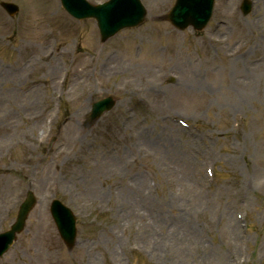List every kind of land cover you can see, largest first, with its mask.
Segmentation results:
<instances>
[{"label": "rangeland", "instance_id": "rangeland-1", "mask_svg": "<svg viewBox=\"0 0 264 264\" xmlns=\"http://www.w3.org/2000/svg\"><path fill=\"white\" fill-rule=\"evenodd\" d=\"M0 1L21 7L15 17L0 7V190L8 187L0 194V232L28 190L37 197L0 264H264V42L244 33L264 25V0H254L247 17L242 0H216L200 32L164 20L175 0H142L146 22L105 43L94 20L73 19L60 0ZM55 49L64 53L59 63L78 72L93 55L92 80L71 87L73 79L61 83L64 71L47 76L46 50ZM141 72L154 81L145 83ZM180 75L201 82L212 102L189 82L177 84ZM137 87L147 96L165 92L145 101ZM229 89L245 94L237 113L226 110ZM107 95L116 107L91 121V103ZM170 114L190 128L168 126ZM81 128L86 147L70 152ZM186 140L187 164L171 150ZM53 198L76 214L72 249L50 215ZM231 221L239 224L234 237Z\"/></svg>", "mask_w": 264, "mask_h": 264}, {"label": "bare ground", "instance_id": "bare-ground-1", "mask_svg": "<svg viewBox=\"0 0 264 264\" xmlns=\"http://www.w3.org/2000/svg\"><path fill=\"white\" fill-rule=\"evenodd\" d=\"M260 19L262 20V21H264V13H263V15L260 17ZM244 33H245V37L246 38H248V39H250V37L252 36V35H256L262 42H264V25L263 24H259V25H255V24H250V25H248V27L244 30ZM210 41H215V43H217L218 44V46H221V44L224 42V40L223 39H213V38H211V39H209ZM246 40V39H245ZM243 46H244V43H241L240 44V48L241 49H243ZM240 52H242V50L240 51ZM64 53L63 52H61L59 49H57L56 51L55 50H53V51H50V50H46V59H50V60H48V63H46L45 65H44V68H45V70H44V72H45V74L47 75V76H50V77H52V78H56L57 76V79L59 78V76H60V74H61V71H62V65H60V63H59V61L57 60V56H59V55H63ZM106 60V62H105V64H111V63H113V61H111V59H105ZM234 60V59H233ZM238 60H240L239 58H238ZM98 66V63L97 62H95V58H94V56L93 55H91L90 56V58H89V60H88V64H87V68H82L79 72L76 70V69H74L73 71L69 68V70H68V77H67V79H66V81H65V84L69 81V80H71V79H73V80H71L70 82H69V85L71 86V87H75L76 85H81V84H88V82H89V80H92V69H94V68H96ZM92 67V69H90ZM148 69H150L149 67H148ZM168 71V69L167 70H165V72H167ZM8 72V71H7ZM18 72H22V71H20V70H18ZM147 73V70L145 71V74ZM195 75V73H191V77L192 78H194V79H199V77L198 76H192V75ZM137 76H139V77H141V79L146 83V82H153L154 80L153 79H151L148 75H143L142 74V72H141V74H136ZM74 76H76V77H74ZM184 77V78H183ZM183 77L180 75V77H179V79H178V82H177V84L180 82V83H185V84H187L188 82V84H189V86L191 87V89H194L195 87H193V86H196L198 89H199V91L202 93V96L204 97V98H206V100L208 101V102H212L211 100V94L210 93H208V92H205L204 90H203V85L201 84V82H190V81H192V80H190L189 78V76H187V75H183ZM161 78V77H160ZM48 81H49V79H48ZM55 84H56V81L54 82ZM135 89V88H134ZM232 89H234V88H232ZM136 90V89H135ZM162 90V92L161 91H159V90H157V89H151L150 90V93H151V95H149V96H147V94H144V88H139V87H137V90L136 91H138V92H140V94L142 95V96H140V95H138V96H140L141 98H145V101H148V99L149 100H153V101H155V102H157L158 100H160L161 98H162V96H163V92H165V89L164 88H162L161 89ZM170 89L168 88V91H169ZM92 91H94V90H92ZM231 91H233V90H231V89H229L228 91H227V94H228V96H229V98H228V101L226 102L227 104H226V107H228L226 110H227V112L228 111H234L235 113H237L238 112V110H237V105H245V103L247 102L246 101V97H244V95L245 94H239V93H233V92H231ZM97 92V89H95V91H94V93H96ZM230 92H231V94H230ZM55 95V93L53 92L52 93V96H54ZM134 96H136V93L134 94ZM53 98V97H52ZM219 98L223 101L224 100V98L222 97V96H219ZM46 99H47V95H46V97H45V101H46ZM85 102H83V104H84ZM231 104H233V105H231ZM30 105H32L33 106V103L32 104H30ZM35 106L36 107H38L39 106V104H38V101H37V99H36V101H35ZM234 113V114H235ZM170 122L171 123H168V126H170V127H172V128H175L177 131H180V132H183L182 130V128L176 123V121H175V118H174V114H170ZM50 117V113H49V111L44 115V118H43V120H44V122H43V124H46L48 121H47V119ZM35 128V127H34ZM79 131L81 132V134L79 135ZM78 131V134H76V136L74 137V138H72L71 140H69V142H68V144L70 143L71 144V146L68 148V150L70 151V152H73L74 150H78L79 149V151L78 152H80L81 150H82V147L84 148V147H86L85 146V144H84V142H83V140H82V138H81V136L83 137V139H85V138H87L88 137V134L81 128L80 130ZM167 137L169 136V135H166ZM192 140V143L193 144H195V145H197L198 146V143L196 142V140L195 139H191ZM37 141L39 142V139H37ZM37 142V143H38ZM190 144H191V142L189 141V140H186V144L185 143H183V144H179V143H177V145H176V150L175 149H171V150H173L172 152H173V154L172 155H176V156H178V160L179 161H186L187 160V158L188 157H191V153L190 152H188V151H186L185 150V147L187 146V145H189L190 146ZM155 145V144H154ZM156 146V145H155ZM189 149V148H188ZM166 155V154H165ZM168 155V154H167ZM101 163H104V161H102ZM185 164H187L186 162H185ZM144 179L142 178V177H140V176H138L137 177V182L135 183V192H139L140 194L142 193V191H143V188H144ZM7 189H8V187H5L4 186V188L2 189V190H0V194H4L5 193V191H7ZM159 215H154V217L152 218V220L154 221V222H157V217H158ZM158 223V222H157ZM238 226H239V224H238V222H233V221H231L230 222V226L228 227V229H229V231H230V235L231 236H233L234 237V235H235V231L237 230V228H238ZM181 236H183L182 238L183 239H185L186 238V231L184 230V232L182 233V234H180ZM159 246H160V244H159ZM232 251H234V246H233V250ZM188 254H190V253H188ZM226 256V255H225ZM191 258H192V256H191Z\"/></svg>", "mask_w": 264, "mask_h": 264}, {"label": "water", "instance_id": "water-1", "mask_svg": "<svg viewBox=\"0 0 264 264\" xmlns=\"http://www.w3.org/2000/svg\"><path fill=\"white\" fill-rule=\"evenodd\" d=\"M121 0H112L110 4L119 3ZM197 0H182L180 6L177 7L176 12L178 10V14H174V20L179 23V24H185L187 26V23L190 22H195L196 24H199V27H202L205 23V19L208 17L206 16V11L200 12L197 14L195 10H197V6H195V2ZM92 9L90 6L89 7H77V10H83V9H88L86 12L79 14L80 16H96L102 26V30L105 34V39L109 38L111 35H113L115 32L125 28V27H134L139 24H141L146 16V10L144 8H140L139 13L137 17H130L129 13H126L125 17L124 16H118L116 13H114V7H111L110 5L107 6H97L93 7ZM7 9L10 12H15L17 8L13 5H7ZM77 12V11H76ZM173 17V15H172ZM198 17V18H196ZM202 20H200V19ZM31 203V201H30ZM30 206V205H28ZM28 207H25L24 212L22 216L19 219L18 224L14 227L13 232L7 233L9 237V243L11 242L12 238L14 237L15 233L20 231L24 225V218L26 214V210ZM67 230L69 233L68 238V244L72 245L73 240H74V233L75 229L73 228V224L71 223L68 225L67 223Z\"/></svg>", "mask_w": 264, "mask_h": 264}]
</instances>
